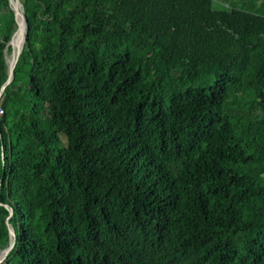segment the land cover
<instances>
[{
	"label": "trees",
	"instance_id": "obj_1",
	"mask_svg": "<svg viewBox=\"0 0 264 264\" xmlns=\"http://www.w3.org/2000/svg\"><path fill=\"white\" fill-rule=\"evenodd\" d=\"M20 1L2 264H264V0Z\"/></svg>",
	"mask_w": 264,
	"mask_h": 264
},
{
	"label": "water",
	"instance_id": "obj_2",
	"mask_svg": "<svg viewBox=\"0 0 264 264\" xmlns=\"http://www.w3.org/2000/svg\"><path fill=\"white\" fill-rule=\"evenodd\" d=\"M9 4L14 12V16H15V21L17 23V26H18V22H17V18L19 15H21V13L23 14V17H24V23H25V34L23 36V42H22V45L19 47V50L17 52V55L15 58H13L12 62L9 63V60H8V63H9V74H8V79L5 83V85L2 87L1 91H0V97L2 96L3 92L5 91L6 87L8 85L11 84V82L13 81V77H14V70H15V67L18 63V60H19V57H20V54L22 53V50H23V47H24V43H25V40H26V34H27V20L25 18V15H24V10H23V6H22V3L20 0H9ZM19 31V26L17 27V30L16 32L14 33L11 41L9 42L8 46H12L13 48V52H12V56L14 55V47H13V42H14V39H15V36L16 34L18 33ZM11 235L13 237V241L12 243L9 245V247L4 250L1 255H0V264H2V262L4 261V259L8 256L9 252L12 250V248L14 247L15 245V239H14V232L12 231L11 232Z\"/></svg>",
	"mask_w": 264,
	"mask_h": 264
},
{
	"label": "bare ground",
	"instance_id": "obj_3",
	"mask_svg": "<svg viewBox=\"0 0 264 264\" xmlns=\"http://www.w3.org/2000/svg\"><path fill=\"white\" fill-rule=\"evenodd\" d=\"M17 22H18V24H19V32H18V34H17V36L15 37V39H14V42H13V46L14 45H18L17 46V48H16V53L18 52V50H19V47L22 45H19V43L20 42H23V36H24V34H25V29H26V27H25V23H24V17H23V14L21 13V15H19L18 16V18H17ZM20 21H21V26L22 27H20ZM14 50H15V48H14ZM9 51V50H8ZM15 57H16V55H15ZM14 57V58H15ZM9 60V63H11L12 62V59L10 58V59H8ZM190 64V63H189ZM220 71V70H219ZM172 81V80H171ZM177 83V82H176ZM208 83V82H207ZM207 83H206V85H207ZM158 109V108H157ZM170 113V112H169ZM141 126V125H140ZM46 132V131H45ZM124 144V143H123ZM3 145V144H2ZM171 147V146H170ZM33 148V147H32ZM28 152V151H27ZM154 156V155H153ZM188 157V156H187ZM11 158V157H10ZM13 162V161H12ZM112 162V161H111ZM47 163V162H46ZM186 165V164H185ZM47 169V168H46ZM49 171V170H48ZM184 171V170H183ZM161 172V171H160ZM182 173V172H181ZM193 174V173H192ZM56 175V174H55ZM22 177H23V175H22ZM198 177V176H197ZM20 179V178H19ZM197 179V178H196ZM187 180V179H186ZM173 181V180H172ZM177 181V180H176ZM201 181V180H200ZM136 182V181H135ZM196 183V182H195ZM121 186H123V185H121ZM189 186V185H188ZM203 186V185H202ZM222 186V185H221ZM191 187V186H190ZM167 188V187H166ZM169 189V188H168ZM134 190V189H133ZM160 190V189H159ZM224 190V189H223ZM158 191V190H157ZM110 193V192H109ZM187 193V192H186ZM148 194V193H147ZM193 195V194H192ZM107 196V195H106ZM137 196V195H136ZM144 196V195H143ZM122 198V197H121ZM189 199V198H188ZM187 199V200H188ZM193 199H195V197L193 198ZM178 200V199H177ZM39 201V200H38ZM115 201H116V199H115ZM126 201V200H125ZM42 202V201H41ZM59 202V201H58ZM130 202V201H129ZM123 204V203H122ZM196 204H197V202H196ZM203 204V203H202ZM226 204V203H225ZM37 205H39V203L37 204ZM104 205V204H103ZM129 205V204H128ZM185 205V204H184ZM40 206V205H39ZM171 206V205H170ZM189 206V205H188ZM38 207V206H37ZM182 207V206H181ZM185 207V206H184ZM199 207V206H198ZM26 209V208H25ZM36 209V208H35ZM96 209V208H95ZM118 209V208H117ZM126 209V208H125ZM132 209V208H131ZM153 209V208H152ZM119 210V209H118ZM145 210V209H144ZM111 211V210H110ZM64 213V212H63ZM29 214V213H28ZM95 214V213H94ZM128 214V213H127ZM216 214V213H215ZM243 214H245V213H243ZM99 216H100V214H99ZM62 217H63V215H62ZM124 218V217H123ZM178 218V217H177ZM206 218V217H205ZM239 218V217H238ZM245 219H246V217H244ZM179 219V218H178ZM103 220V219H102ZM201 220H202V218H201ZM209 220V219H208ZM238 220V219H237ZM121 221V220H120ZM169 221V220H168ZM52 222V221H51ZM126 223H127V221H126ZM104 224V223H103ZM107 224V223H106ZM135 224V223H134ZM145 224V223H144ZM123 226V225H122ZM172 226V225H171ZM127 227V226H126ZM133 227V226H132ZM131 228V227H130ZM172 228V227H171ZM190 228V227H189ZM151 229V228H150ZM176 229V228H175ZM174 229V230H175ZM17 230V229H16ZM141 232V231H140ZM76 233V232H75ZM222 233V232H221ZM141 234V233H140ZM200 234V233H199ZM97 236V235H96ZM117 236V235H116ZM129 236V235H128ZM205 236V235H204ZM207 237V236H206ZM115 238V237H114ZM194 238V237H193ZM40 240V239H39ZM204 240V239H203ZM68 241V240H67ZM133 241V240H132ZM220 241V240H219ZM182 243V242H181ZM114 244V243H113ZM198 244V243H197ZM242 244V243H241ZM55 245V244H54ZM111 245V244H110ZM116 245V244H115ZM181 245V244H180ZM220 245V244H219ZM234 245V244H233ZM242 246V245H241ZM193 247V246H192ZM239 247V246H238ZM194 248V247H193ZM55 249V248H54ZM232 249V248H231ZM238 249V248H237ZM104 250V249H103ZM41 251V250H40ZM207 251V250H206ZM55 252V251H54ZM112 252V251H111ZM196 252V251H195ZM42 253V252H41ZM125 255V254H124ZM216 255V254H215ZM75 257V256H74ZM44 258V257H43ZM42 258V259H43ZM176 258V257H175ZM211 258V257H210ZM232 258V257H231ZM171 259V258H170ZM173 259V258H172ZM202 259V258H201ZM209 259V258H208ZM45 260V259H44ZM56 260V259H55ZM214 260V259H213ZM206 261V260H205ZM204 261V262H205ZM173 262V261H172ZM192 262V261H191ZM207 262V261H206ZM210 262V261H209ZM170 263V262H169ZM194 263V262H193ZM196 263V262H195ZM198 263V262H197ZM16 264V263H15ZM50 264V263H49ZM87 264V263H86ZM103 264V263H102ZM212 264H214V263H212Z\"/></svg>",
	"mask_w": 264,
	"mask_h": 264
},
{
	"label": "rangeland",
	"instance_id": "obj_4",
	"mask_svg": "<svg viewBox=\"0 0 264 264\" xmlns=\"http://www.w3.org/2000/svg\"><path fill=\"white\" fill-rule=\"evenodd\" d=\"M227 6H228L227 4L224 5V4H222L221 2H220V3H215V7H216V8H225V7H227ZM20 27H22V26H21V21H20ZM21 44H22V42L19 43V45H21ZM15 55H17V53H16V49L14 50V55H13V56L11 55V56L9 57V59L11 58V59L13 60V58L15 57ZM10 231L12 232V229H11V228H10ZM12 241H13V240H12ZM12 241H11V243H12Z\"/></svg>",
	"mask_w": 264,
	"mask_h": 264
},
{
	"label": "clouds",
	"instance_id": "obj_5",
	"mask_svg": "<svg viewBox=\"0 0 264 264\" xmlns=\"http://www.w3.org/2000/svg\"><path fill=\"white\" fill-rule=\"evenodd\" d=\"M13 231V230H12ZM6 250V249H5Z\"/></svg>",
	"mask_w": 264,
	"mask_h": 264
}]
</instances>
